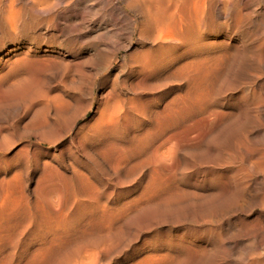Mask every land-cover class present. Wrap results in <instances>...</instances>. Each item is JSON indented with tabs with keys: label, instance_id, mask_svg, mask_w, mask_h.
Here are the masks:
<instances>
[{
	"label": "rangeland",
	"instance_id": "obj_1",
	"mask_svg": "<svg viewBox=\"0 0 264 264\" xmlns=\"http://www.w3.org/2000/svg\"><path fill=\"white\" fill-rule=\"evenodd\" d=\"M99 39L82 36L66 57L68 68L56 63L60 69L36 75L45 76V107L24 111L0 94V264H228L250 235L264 253V198L254 199L264 180L255 177V158L242 152L247 143L249 150L256 147L248 137L264 143V105L250 104L255 96L245 82L257 58H241L205 106L190 97L185 83L174 90L169 73L131 76L118 87L134 101L125 107L126 120L107 145L91 144L81 136L89 133L95 109L74 123L68 116L54 122L53 115L65 101L77 115L89 106L86 84L101 65L94 71L85 56ZM129 52L117 53L113 72L119 76L120 58L128 62ZM242 64L250 65L240 70ZM73 95L80 97L79 107ZM41 114L48 119L41 135L54 141L46 148L30 133L32 118ZM246 222L254 230L246 231Z\"/></svg>",
	"mask_w": 264,
	"mask_h": 264
},
{
	"label": "bare ground",
	"instance_id": "obj_2",
	"mask_svg": "<svg viewBox=\"0 0 264 264\" xmlns=\"http://www.w3.org/2000/svg\"><path fill=\"white\" fill-rule=\"evenodd\" d=\"M112 15L115 17H109ZM257 18H260V24L254 27L253 20ZM85 22L88 26L84 25ZM88 34L100 37L93 47V53H87L85 56L86 63L94 68V71L101 65L97 72L99 76L96 77V73L94 77H89L87 83L90 85L86 84L89 86L92 100L78 115L75 108L71 109L70 103L65 101V106H62L56 116L53 115V121L58 122L60 117L68 116L74 123L79 116L95 109L89 133L81 136L82 140L91 144L101 141L106 144L116 125L126 118L128 109L125 107L132 104L134 106L133 98H126L125 94L123 96L121 93V88L118 90V87L123 88L131 76L169 73L172 75L170 80L174 90L185 83L190 97L196 98L205 106L212 102L211 94L215 87L229 75L237 62L243 57L246 58V55H253L257 61L253 60L256 58L252 59L254 66L245 64L246 68L247 65L253 68L252 72L246 74L247 69L245 72V69L243 70L245 75H249L245 76V82L247 91L255 96L250 104L264 105V0H0V94H5L7 101L24 111L35 106L45 107L49 100L44 86L46 81L43 83L45 76L38 78V74L51 72L50 68L60 69L64 64L65 68H68L67 55L76 52L77 41ZM120 49H131V52L128 54V62H125V56L120 58L124 62V71L119 76L113 72V67ZM80 52L81 50L78 51ZM59 62L64 63L61 65ZM56 63L60 64V68L55 66ZM78 63L75 62L76 65ZM245 65L239 66L240 70ZM47 74L46 77L52 73ZM111 76L112 83L109 84ZM170 80L167 82L170 83ZM97 90L100 92L98 98L95 96ZM71 100L76 105L80 104V97L76 95H73ZM47 121L44 114L34 116L31 120L30 133L36 137V144L40 148L49 147L54 142L41 135ZM81 129L82 127L79 131ZM256 133L257 131L255 135ZM244 135L246 137V133ZM246 141L256 147L249 150L251 146L247 148L249 144ZM246 141L247 145L242 146V152L249 158H255L252 162L258 163L260 168L255 177L264 180V143L253 137H248ZM110 144H113V141ZM110 144L108 145L111 146ZM243 175L241 180L246 179ZM14 177L13 174L6 180L10 182ZM247 182L244 183L247 185ZM261 187V191L254 192L256 201L264 198V185ZM241 197L238 199H242ZM245 199L242 200L247 201ZM1 204L3 205V202ZM248 223L244 226L246 231L252 230L255 225ZM255 238L250 235L245 239L242 250H234V256L231 261L228 260V264H264V253L257 250ZM260 238L264 240V229Z\"/></svg>",
	"mask_w": 264,
	"mask_h": 264
}]
</instances>
